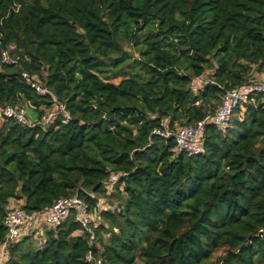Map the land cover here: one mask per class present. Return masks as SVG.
Here are the masks:
<instances>
[{
	"label": "trees",
	"instance_id": "trees-1",
	"mask_svg": "<svg viewBox=\"0 0 264 264\" xmlns=\"http://www.w3.org/2000/svg\"><path fill=\"white\" fill-rule=\"evenodd\" d=\"M258 75L264 0H0V107L70 116L2 120L0 249L12 201L31 215L78 194L96 209L112 175L125 195L91 231L73 209L42 246L14 242L6 264H89V251L101 264H264V95L208 125L199 154L154 132L196 123Z\"/></svg>",
	"mask_w": 264,
	"mask_h": 264
},
{
	"label": "built area",
	"instance_id": "built-area-1",
	"mask_svg": "<svg viewBox=\"0 0 264 264\" xmlns=\"http://www.w3.org/2000/svg\"><path fill=\"white\" fill-rule=\"evenodd\" d=\"M1 55L3 61L9 64H16L18 62V59L11 56L6 47L1 49ZM24 76L38 93L50 94L54 101H58L56 95L50 88L37 82L26 72L24 73ZM200 81H202V79H200ZM257 94L264 95V76L253 79L239 87L225 92L222 102L218 105L215 112L196 123L182 126L176 133H172L169 130H155L154 132L163 136L173 135L179 150H185L191 154H199L203 150L207 126L214 124L219 128L228 127L233 118L235 109L239 106H244V104L250 100H254V96ZM1 111L5 117L15 119L17 122L27 126H34L37 123L46 126L51 124L60 114L65 115L66 118L70 117L65 105L60 103H58L55 108L45 112L43 116L36 121L30 119L25 105L8 104L0 107V112ZM119 178L120 175H112L110 182H115ZM73 209H76L77 220L87 228L88 231H91L89 225L96 220L98 216L95 217L92 214L89 204L78 194L70 197H61L44 211L35 212L31 215L27 214L20 207H12L5 219L8 231L5 240L1 245L0 264H6V260L9 258V253L7 251L8 247L14 242L21 241L28 234L29 230L34 229L32 226H34L39 219L44 220V222L50 226H60L66 221ZM81 233H83V231L79 230L78 234ZM91 244L93 245L92 241ZM86 259L89 264L102 263V259L96 258L92 251L87 253Z\"/></svg>",
	"mask_w": 264,
	"mask_h": 264
},
{
	"label": "rangeland",
	"instance_id": "rangeland-1",
	"mask_svg": "<svg viewBox=\"0 0 264 264\" xmlns=\"http://www.w3.org/2000/svg\"><path fill=\"white\" fill-rule=\"evenodd\" d=\"M125 47L128 49V50H132V47L129 45V44H126ZM132 55H136L138 56V50L137 49H134L132 52ZM128 75L127 73L123 74V73H119V77L118 78H115L114 77V72H109L107 73L106 75H103V78L104 79H109L111 81H114V82H119L121 80V78L123 76H126ZM29 110V115L32 116V118H35L34 120L37 119L38 115H37V111L35 110H32V107L31 106H28L27 107V111ZM0 116H4L2 111L0 112ZM2 117H0V124L2 122ZM167 121H165V124H166ZM184 126V125H183ZM182 127L181 124H176L175 126V129L172 130L171 132L172 133H176L177 130ZM117 182L115 181L114 183H109L106 185L107 187H110V191L107 192V196L106 195H103L101 198V201L97 204V207L96 209L95 208H92L91 211H92V214L96 217V216H100L101 212L102 211H105V210H116L119 208V204L120 202H122V204L124 203L125 201V195H124V191H123V188H122V191L123 192H116L113 190V188L115 189L114 186H116ZM107 190V189H106ZM20 207V205L18 203L16 204H13L11 205V207ZM48 225L47 223L44 222V220H42V232L36 236H33L31 239H30V242L31 244L34 246V247H40L43 245L44 243V231L46 230L45 228H47ZM51 227V226H50ZM78 233V231L76 232ZM29 242V241H28Z\"/></svg>",
	"mask_w": 264,
	"mask_h": 264
},
{
	"label": "crops",
	"instance_id": "crops-1",
	"mask_svg": "<svg viewBox=\"0 0 264 264\" xmlns=\"http://www.w3.org/2000/svg\"><path fill=\"white\" fill-rule=\"evenodd\" d=\"M258 77H263V75H258ZM29 110L30 109H28V115H29ZM32 110H35V109H33L32 108ZM37 115H38V113H37ZM1 117V116H0ZM29 117H30V119L31 120H34L35 118H32V116H30L29 115ZM109 188V190H110V187H108ZM17 202H14V201H12V203H11V205H13V204H16ZM19 203H22V201H19ZM18 203V204H19ZM34 229H31V230H29V232H28V234L26 235V237L27 236H36V235H38V234H40L41 232H42V219H39L37 222H36V224L34 225V226H32Z\"/></svg>",
	"mask_w": 264,
	"mask_h": 264
},
{
	"label": "clouds",
	"instance_id": "clouds-1",
	"mask_svg": "<svg viewBox=\"0 0 264 264\" xmlns=\"http://www.w3.org/2000/svg\"><path fill=\"white\" fill-rule=\"evenodd\" d=\"M53 93H54V92H53ZM57 100H58V99H57ZM57 104H58V103H57ZM57 104H56V105H57ZM60 104H61V103H60ZM25 106L28 107V106H30V105H29V104H26ZM55 107H56V106H55ZM55 107H53V108H55ZM49 110H50V109H49ZM47 111H48V110H46L45 112H47ZM28 116H29V115H28ZM1 117H2V116H1ZM4 117H5V116H3L2 119H4ZM7 118H8V117H7ZM40 118H41V117L38 116L36 120H38V119H40ZM36 120H33V121H36ZM119 179H120V178H119ZM117 181H118V180H117ZM117 181H116V182H117ZM110 183H114V182H110ZM91 212H92V211H91ZM77 234H78V233H77ZM25 237H26V236H25ZM25 237H24V238H25ZM24 238H23V239H24ZM43 241H44V240H43ZM0 251H1V249H0Z\"/></svg>",
	"mask_w": 264,
	"mask_h": 264
}]
</instances>
